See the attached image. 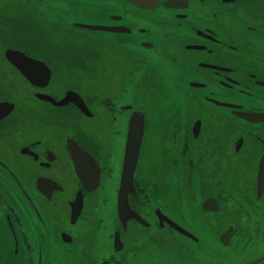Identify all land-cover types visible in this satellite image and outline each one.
I'll use <instances>...</instances> for the list:
<instances>
[{"label":"flooded vegetation","instance_id":"flooded-vegetation-1","mask_svg":"<svg viewBox=\"0 0 264 264\" xmlns=\"http://www.w3.org/2000/svg\"><path fill=\"white\" fill-rule=\"evenodd\" d=\"M0 220L9 264H264V0H0Z\"/></svg>","mask_w":264,"mask_h":264},{"label":"water","instance_id":"water-1","mask_svg":"<svg viewBox=\"0 0 264 264\" xmlns=\"http://www.w3.org/2000/svg\"><path fill=\"white\" fill-rule=\"evenodd\" d=\"M74 25L90 31L121 32L124 30V27L111 28V26L93 25L88 23H75ZM13 53L14 56L20 59V61H29V59L19 51H7L6 56L9 58ZM2 234H4V229L0 223V238H2L0 239V264H9L12 245L10 243V238L6 241V239H3Z\"/></svg>","mask_w":264,"mask_h":264},{"label":"rangeland","instance_id":"rangeland-1","mask_svg":"<svg viewBox=\"0 0 264 264\" xmlns=\"http://www.w3.org/2000/svg\"><path fill=\"white\" fill-rule=\"evenodd\" d=\"M20 4H21V3H20ZM21 5H22V7H23V8H25V9H26V6H24L23 4H21Z\"/></svg>","mask_w":264,"mask_h":264}]
</instances>
